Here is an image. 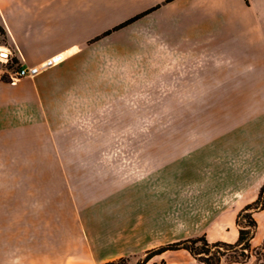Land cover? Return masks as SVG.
Returning <instances> with one entry per match:
<instances>
[{"label":"crops","instance_id":"crops-1","mask_svg":"<svg viewBox=\"0 0 264 264\" xmlns=\"http://www.w3.org/2000/svg\"><path fill=\"white\" fill-rule=\"evenodd\" d=\"M0 27L1 47L21 65L64 57L16 84L0 67V163L56 181L68 214L15 221L0 264H138L150 249L204 233L238 240V214L264 185V140L249 123L186 141L163 164L129 132L142 130L144 100L160 93L202 115L209 100L264 92V0H0ZM255 217L259 246L264 210ZM163 263L202 264L187 250L147 264Z\"/></svg>","mask_w":264,"mask_h":264},{"label":"rangeland","instance_id":"rangeland-1","mask_svg":"<svg viewBox=\"0 0 264 264\" xmlns=\"http://www.w3.org/2000/svg\"><path fill=\"white\" fill-rule=\"evenodd\" d=\"M5 44H8V38L0 33L2 51L5 48L1 46ZM11 64L0 62V67L11 69ZM255 88V92L246 91L240 95L246 98L221 100L218 104L217 101H207L202 115H187L186 112L191 110L187 109L185 101L163 99V96L172 97L169 92L160 93V99L146 98L145 114L139 117V129L142 130L129 132V139L144 140L146 159L152 161V157L156 156L155 160L162 164L178 159L179 154L186 150L183 147L186 141L211 138L218 127L221 130L233 123L237 126L249 123L252 139L261 143L264 140V92L259 85ZM102 135L105 139L120 137L119 133ZM25 172L26 165L0 163V251L8 250L11 239H14L10 228L15 221L25 219V214H32L34 220L41 217L50 221L67 220V209L59 202L56 181L26 179ZM257 260L254 255L244 264H256Z\"/></svg>","mask_w":264,"mask_h":264},{"label":"trees","instance_id":"trees-1","mask_svg":"<svg viewBox=\"0 0 264 264\" xmlns=\"http://www.w3.org/2000/svg\"><path fill=\"white\" fill-rule=\"evenodd\" d=\"M132 20L125 24H128ZM0 33L5 31L0 27ZM13 66L19 63L16 57L12 58ZM264 210V185L261 188L258 198L251 204L244 207L237 217L239 238L235 243L224 241L210 242L207 235L183 239L169 244L150 249L138 264H147L157 254L168 250H187L194 258L202 264H244L251 256L257 257L256 264H264V244L255 246L253 240L259 229L255 213ZM103 264H131L129 258L122 257ZM164 264V263H163Z\"/></svg>","mask_w":264,"mask_h":264},{"label":"built area","instance_id":"built-area-1","mask_svg":"<svg viewBox=\"0 0 264 264\" xmlns=\"http://www.w3.org/2000/svg\"><path fill=\"white\" fill-rule=\"evenodd\" d=\"M13 56L7 50H4L0 53V62L7 65L13 63ZM64 61V57L62 54H56L45 59L43 62L37 65H21L20 63H16L12 66L11 69L3 70V76L6 80H8L11 84H16L24 78L27 77H36L40 73L46 71L47 69L54 67ZM15 66V67H14Z\"/></svg>","mask_w":264,"mask_h":264},{"label":"bare ground","instance_id":"bare-ground-1","mask_svg":"<svg viewBox=\"0 0 264 264\" xmlns=\"http://www.w3.org/2000/svg\"><path fill=\"white\" fill-rule=\"evenodd\" d=\"M3 52L2 49H0V53Z\"/></svg>","mask_w":264,"mask_h":264}]
</instances>
